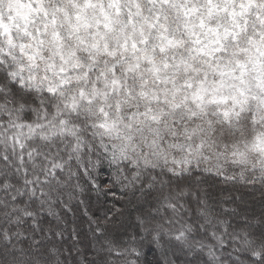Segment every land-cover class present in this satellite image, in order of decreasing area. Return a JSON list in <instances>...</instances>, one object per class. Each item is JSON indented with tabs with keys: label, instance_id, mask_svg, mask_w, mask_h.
Wrapping results in <instances>:
<instances>
[{
	"label": "snow or ice",
	"instance_id": "snow-or-ice-1",
	"mask_svg": "<svg viewBox=\"0 0 264 264\" xmlns=\"http://www.w3.org/2000/svg\"><path fill=\"white\" fill-rule=\"evenodd\" d=\"M6 2L7 17L2 9L5 0H0V79L29 86L33 105L36 93L60 97L52 105L57 109L52 123H33L34 108L27 101H13L15 115L7 102L3 106L10 117L8 127L19 130L9 139L21 152L25 134L56 144L49 148L51 156L37 157L48 163L42 178L33 179L27 168L18 167L11 178L0 176V192L23 187L12 197L21 206L13 215H22L33 229L47 223L40 209L52 199L44 186L58 181L66 167L56 155L61 149L71 160L72 154L98 146L112 166L133 169L132 181L166 165L167 150H182L183 138L200 137L198 149L205 143L230 149L241 162L250 153L264 156V0ZM29 70L34 71L25 75ZM12 89L21 95L15 83ZM186 151L190 154L193 148ZM12 159L7 150L0 155V163L10 170ZM24 159L20 157L21 162ZM173 163L180 167L179 161ZM182 175L167 168V181L161 180L157 189L159 207L167 216L160 218L178 224L177 239L193 231L195 220L183 222L188 216L183 193L163 196V190L170 188L173 178L179 187ZM160 176L159 172L148 176L150 192ZM6 207L0 206V211ZM198 215L203 218L204 213ZM214 252L209 248V260L215 259Z\"/></svg>",
	"mask_w": 264,
	"mask_h": 264
},
{
	"label": "clouds",
	"instance_id": "clouds-1",
	"mask_svg": "<svg viewBox=\"0 0 264 264\" xmlns=\"http://www.w3.org/2000/svg\"><path fill=\"white\" fill-rule=\"evenodd\" d=\"M2 9L7 17L6 0ZM20 62L16 60V64ZM14 83L21 89L20 96L13 92ZM28 87L0 79V92L5 94V99L0 100V155L7 150L13 157L8 162L11 170L0 163V176L7 174L11 178L18 167L27 168L33 179L41 177L48 163L37 157H44L45 153L51 156L49 148L56 147L55 142H38L36 137L25 134L21 137V152L9 139L19 130L8 127L10 117L4 111L5 102L15 115L13 101H27L34 108L33 123H52L56 118L57 109L52 105L59 101V94L36 93L33 105L27 95ZM179 142L182 150L169 148L168 163L145 173L139 181H132L131 167L112 166L98 146L72 154L71 160L69 153L61 149L56 155L66 167L58 181L44 186L52 203L45 202L40 209L42 216L47 215V223L40 228L33 229L22 215H13L14 209L21 206L14 204L12 197L20 194L22 186L14 185L7 192H0V206L7 205L0 211V264H264V156L250 153L247 161L241 162L229 154L230 149L208 143L203 149L196 148L198 136ZM189 146L193 148L190 154L186 151ZM21 156L27 159L21 162ZM174 160L180 162V167ZM169 167L183 172L182 183L177 187L173 178L163 196L170 191L183 193V207L188 211L183 222L187 224L189 217L195 220L193 231L179 239L178 224H166L160 218L165 214L158 204L161 193L157 189L161 180L167 181L164 172ZM156 172L161 176L153 182L150 192L145 181ZM225 209L231 214H226ZM179 211L173 213V221ZM200 212L204 213L203 218L198 215ZM200 224L204 227L197 228ZM52 232L60 235L52 236ZM209 248L215 249L213 260L206 255Z\"/></svg>",
	"mask_w": 264,
	"mask_h": 264
}]
</instances>
